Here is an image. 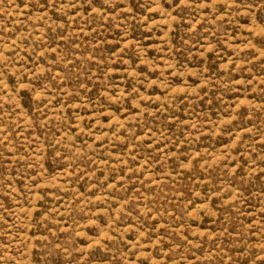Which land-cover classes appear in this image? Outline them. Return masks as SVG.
<instances>
[{"label":"rangeland","instance_id":"rangeland-1","mask_svg":"<svg viewBox=\"0 0 264 264\" xmlns=\"http://www.w3.org/2000/svg\"><path fill=\"white\" fill-rule=\"evenodd\" d=\"M0 264H264V0H0Z\"/></svg>","mask_w":264,"mask_h":264}]
</instances>
